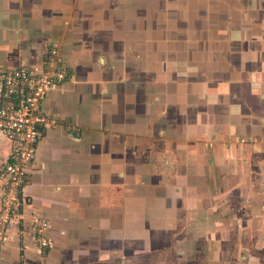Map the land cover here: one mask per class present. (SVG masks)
Masks as SVG:
<instances>
[{"label": "crops", "instance_id": "obj_1", "mask_svg": "<svg viewBox=\"0 0 264 264\" xmlns=\"http://www.w3.org/2000/svg\"><path fill=\"white\" fill-rule=\"evenodd\" d=\"M52 45L68 68L44 102L59 125L39 144L0 264L70 260V245L89 246L84 230L128 243L173 179L203 200L188 201V223L202 202L220 214L222 264H264V0H0V72L42 66ZM84 84L92 105L72 115L81 99L58 93ZM9 150L0 134V164Z\"/></svg>", "mask_w": 264, "mask_h": 264}, {"label": "rangeland", "instance_id": "obj_2", "mask_svg": "<svg viewBox=\"0 0 264 264\" xmlns=\"http://www.w3.org/2000/svg\"><path fill=\"white\" fill-rule=\"evenodd\" d=\"M81 93V98L80 94ZM73 94L82 102H78L77 105L73 104L66 110L70 114L74 115L81 110V113H86L92 105V98L88 96V85H81L74 93L59 92V96L68 98ZM68 105V101L64 99V107ZM49 137L46 141H49ZM39 158V154H38ZM155 168V167H153ZM156 177L155 182H161L164 177ZM165 181V180H164ZM174 186V187H172ZM166 196V204H164L163 211H153L147 209L136 214V219L131 223L132 228L127 230L128 237L126 241L128 243H121V239L115 240L114 243L99 244L98 236L95 237L93 231H82L84 234V242H88L89 246H83L82 243L70 245L69 253H76L80 249V253L74 256L72 259H68L60 262V257L56 255V258L52 260L51 264H222L219 261L220 245L217 244V240L221 236L220 234V217L219 213L212 214L207 212V203H201L196 207V218H193L191 223H188L189 212L187 206L193 199H202L200 197L190 198L186 197L184 190L192 189L187 183H177L176 179L169 180ZM190 187V188H188ZM178 188L182 193H178V204L171 206V192L176 191ZM183 189V190H182ZM193 194V192L191 191ZM170 195V196H169ZM155 194L151 201H155ZM163 196V195H162ZM203 201V200H200ZM150 201L147 204L150 206ZM154 203V202H153ZM150 206L155 208V203ZM148 207V208H150ZM212 223L213 228H209L206 225ZM189 224V225H188ZM102 231V230H100ZM123 230H115L113 236H118ZM68 240L72 243L79 241V236L75 235V231L67 230ZM106 233H99L100 237L105 238ZM219 236V238H218ZM78 237V238H77ZM95 238L98 243H94ZM92 243V245H90ZM67 247V248H68ZM82 248V249H81ZM48 253L51 250H47ZM61 252V250L59 251ZM228 264H237L236 262H228Z\"/></svg>", "mask_w": 264, "mask_h": 264}, {"label": "built area", "instance_id": "obj_3", "mask_svg": "<svg viewBox=\"0 0 264 264\" xmlns=\"http://www.w3.org/2000/svg\"><path fill=\"white\" fill-rule=\"evenodd\" d=\"M68 78V68L60 49L52 45L40 67L20 66L0 72V134L9 142L8 160L0 164V185L3 197L0 203V253L12 224L21 218L26 205L25 188L34 168L42 138L59 125L56 116L44 110L50 91ZM241 143L255 140L241 139ZM39 223L36 241L40 249L51 247L45 235L49 225Z\"/></svg>", "mask_w": 264, "mask_h": 264}]
</instances>
